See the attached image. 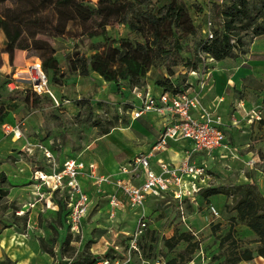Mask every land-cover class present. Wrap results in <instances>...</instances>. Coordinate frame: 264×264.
Masks as SVG:
<instances>
[{"label":"rangeland","instance_id":"rangeland-1","mask_svg":"<svg viewBox=\"0 0 264 264\" xmlns=\"http://www.w3.org/2000/svg\"><path fill=\"white\" fill-rule=\"evenodd\" d=\"M88 1L93 6L97 2ZM153 1L154 6H157L164 0ZM211 1L185 0L197 32L187 36V48L181 53L184 60L192 59L206 22L209 20L212 27H215L214 19L203 11L207 10ZM12 4L13 0H6L0 7ZM99 19L96 16L87 22L70 21L62 35L48 39L57 58V70H42L54 98L47 93L50 97L48 99L45 94H36L30 88L27 67L37 58L42 62L34 49H17L13 54H2L0 104L8 112L0 122V149L3 152L0 157V172L5 175L4 181H0V188L5 191L0 194V245L1 257L8 255L14 260L18 259V264H65L69 260L67 256L61 257L58 251L59 244L66 237L67 226L62 216L55 213V208L47 202V197L50 198L51 195L48 193L49 188L40 186V180L35 178L36 170H48L43 163L45 159L37 150L33 155L25 154V145L29 143L27 141H44L51 147L48 140L53 139L59 144L58 140L63 149L61 157L66 152L65 148H68L73 155L79 154L81 158L92 159L109 167L114 161H123L141 150L154 140L153 136L156 138L160 133L153 120L132 121L130 113L124 109L125 100L137 104L140 100L127 88L129 81L127 76H122L123 66H113L112 72L107 76L94 71L86 75L69 70L68 58L76 52L88 56L103 52L109 45H118L125 38L143 41L139 33L116 21L105 27V36L98 26ZM4 44L5 37L0 31V47ZM245 48V52L228 57L231 65L225 67L227 69H221L237 70L241 67L249 69L248 74L240 73L236 85L224 87L220 94L217 93L220 96L214 103L215 114L223 122L228 146L214 156L197 153L196 158L198 162H205L210 186L245 183L243 175L249 173L264 194V124L257 119L250 120L254 114L252 109L264 106V35L254 37L251 42H247ZM200 69H206L205 62ZM186 71L188 68L181 63L173 68L171 77L178 76L181 79ZM113 73L120 74L122 80L114 81ZM168 75L163 66L155 65L150 66L140 80L154 84ZM189 79L193 82V87L197 86L195 77L190 76ZM9 83L12 89L8 87ZM115 116V126L107 134H101L92 124L93 120H99L106 126L115 120ZM261 118L264 119L262 113ZM4 123L19 129L21 138L16 139L12 131L7 133ZM141 123L148 132L140 131ZM51 151L54 155L58 154V149L51 148ZM80 183L83 187L84 182ZM55 196L53 194V198ZM90 196L95 195L92 193ZM31 202L34 203L33 206H30ZM228 202L230 203V198L222 193L211 195L208 200L197 199L192 204L187 200L183 202L182 208L168 195L157 199L148 198L144 203L146 227L137 241L139 251L131 252L130 261L122 264H165L170 258L178 259L187 241L181 239L172 249H168L164 245V239L180 232L188 233L186 226L195 232L190 235L192 241L197 242L194 252L185 255L188 259L186 264H226L225 258L236 251L235 248L248 247L254 250L258 244L257 237L242 223L234 226L233 238L237 240V247L230 240L221 242L229 229V218L235 213L226 208ZM5 205L10 207L4 210ZM210 205L216 208L219 216L211 214ZM56 207L58 209L59 205ZM109 211L107 198H101L93 209L87 211L86 220L80 228L81 233L77 236L71 234L70 245L76 250L89 245V249L92 248L94 252L105 247L102 253L112 249L121 260L125 259L126 242L129 238L127 234L135 228L141 211L139 207L128 208L124 217L110 216ZM14 214L26 215V224ZM182 215L185 221L181 219ZM120 230L122 231L119 232ZM55 233V254L51 256L41 250L38 237L43 236L50 242ZM114 245H118L120 249L115 250ZM110 254L112 256V252ZM235 264H264V256L254 253L252 259Z\"/></svg>","mask_w":264,"mask_h":264},{"label":"trees","instance_id":"trees-1","mask_svg":"<svg viewBox=\"0 0 264 264\" xmlns=\"http://www.w3.org/2000/svg\"><path fill=\"white\" fill-rule=\"evenodd\" d=\"M5 1L0 0V6ZM210 3L207 10L203 11L214 19L215 27H212V24L210 26L212 37H208L203 30V36L197 42L192 59L184 60L181 53L187 48V36L197 32V26L185 0H164L157 6H154L153 0H97L94 6L88 0H13L12 5L0 7V31L5 37V44L0 47V67L3 53L13 54L17 49L32 48L42 60V69L55 72L57 58L48 39L62 35L70 21L87 22L97 16L100 18L98 26L103 35L106 36L105 27L116 21L139 33L143 41L125 38L118 45H109L103 52L88 56L76 52L68 58L70 71L86 75L94 71L107 76L112 72L113 66H123L122 76L128 77V88H131L144 86V81L140 79L146 70L150 66L159 65L163 66L169 75L155 81L154 85L165 91H183L191 81L190 75L187 78L186 75L189 71L198 70L206 57H212L214 60L235 57L238 53L246 51L247 42H251L256 36L264 35V0H212ZM181 63L188 71L184 72L181 79L178 76L171 77L173 68ZM120 76L113 73L112 79L119 82L122 80ZM45 95L49 97L47 93ZM130 107L131 104L124 101V109ZM7 112V108L0 104V122ZM258 120L264 124V119ZM115 121L117 116L106 126L99 120H93L92 124L101 134H107L110 128L115 126ZM247 176L252 179L250 175ZM4 179V173L0 172V181L3 182ZM4 193L0 188V194ZM219 193L230 198V203L225 206L235 212L229 218L230 226L221 242L230 240L237 247V240L233 238L234 226L236 223H242L256 235L258 243L254 250L248 247L235 248L237 250L231 252L224 263L247 261L254 257V253L264 256V194L255 180L216 187L207 186L201 189L197 199L208 200L211 195ZM58 204L57 214L61 215L64 204L61 201H58ZM8 207L10 206L5 205L4 210ZM14 215L26 224V215ZM187 232L173 234L164 239V245L168 249H172L181 239L187 241L178 259L170 258L165 264H186L188 259L185 255L192 254L197 247V242L192 241L191 232ZM71 240V233L67 232L58 247L60 256L69 258L65 264H97L100 257L111 256L112 249L97 255L90 251L89 245L76 250L70 245ZM56 242V233L50 242L43 236L38 237L41 250L51 256L55 254ZM68 252L69 255H66ZM0 264H16V261L4 255Z\"/></svg>","mask_w":264,"mask_h":264},{"label":"built area","instance_id":"built-area-1","mask_svg":"<svg viewBox=\"0 0 264 264\" xmlns=\"http://www.w3.org/2000/svg\"><path fill=\"white\" fill-rule=\"evenodd\" d=\"M211 22H206L204 33L212 37L210 29ZM212 57L204 59L205 65ZM29 75V84L31 90L36 94L48 93L54 98L47 85V77L42 70L41 61L37 58L27 67ZM190 76L195 77L197 81V90H193V82L189 81L188 87L179 92L165 91L162 88L157 94H154L149 88L144 86H133L128 88L140 100V103L127 101L131 107L126 110L130 113L132 119L139 118L144 113L154 112L157 115L168 117L166 124L162 129L160 138L151 146L150 150L140 153L128 159L118 167V173L127 174L129 177L114 178L112 174H104L98 170L95 162H84V160L67 156L61 162H58L52 153V144L49 147L42 142L28 144L27 154L33 155L34 150L41 152L45 159L47 171L36 170L35 178L40 180L39 185H45L49 188L50 197L61 201L64 204V212L68 232L73 235L81 233L82 220L86 218L87 211L92 203V198L85 191L80 183L81 176L90 179L97 193L101 192L104 184H112L115 189L110 193H103L107 198L109 205V215L114 216L117 210H126L127 208L139 207L141 214L137 219L135 228L129 233L127 251L125 259H120L116 251H112L110 257H100L97 264H122L131 259V252L139 251L138 238L143 234L146 227V214L144 203L148 198H163L165 195L171 197L180 208L183 202L190 201L195 203L201 189L210 186L209 174L205 163L196 162L191 157V153L210 154L217 148L226 149L225 134L222 129V120L201 102L199 90L210 78L208 68L203 70H192ZM8 87L12 89L11 83ZM126 101V100H125ZM255 113V112H254ZM254 115V114H253ZM255 117L261 118L258 112ZM4 125V124H3ZM6 132L16 134L18 129L11 128L5 124ZM172 139H189L192 144V150L188 156L177 163L160 160L158 162L159 171L154 170L150 165V157L153 151L162 148L167 141ZM59 143V142H57ZM137 179L134 183L132 179ZM96 197H98L96 195ZM34 203L31 202L30 206ZM213 216H219L218 211L213 205L209 206ZM181 219L185 221L182 215ZM187 231L195 234L191 227L186 226ZM115 250L120 249L118 245L113 246ZM159 264V262H156Z\"/></svg>","mask_w":264,"mask_h":264},{"label":"crops","instance_id":"crops-1","mask_svg":"<svg viewBox=\"0 0 264 264\" xmlns=\"http://www.w3.org/2000/svg\"><path fill=\"white\" fill-rule=\"evenodd\" d=\"M228 59L229 58L227 57V58L222 59V60H214V59L213 60H208L209 63L207 62V66L209 65L208 71H209V74H210V78L206 81V85L201 90H199V95H200L201 102L204 104L205 107H207V108H209L211 110H214V111H215L214 103L219 98L220 95H218V94L221 93L222 89H224V87L229 86V85H234V84L236 85V83H237L236 81H238L239 78H240V76H239L240 73L245 75V74H248V71H249V69H247V70L245 69L244 70L241 67H238L237 70L234 69V70H226L225 71V70L221 69V68L227 69L225 67H227L228 65H231V62ZM145 87L149 88L151 91H154L153 92L154 94H157V93H159L161 91V89L159 87H157L156 85H154L153 83L152 84L145 83ZM193 90L194 91L197 90V86L193 87ZM252 111H253V113L254 112L255 113H254V115H252L253 117H251V119H250L251 121H253V119H257V117H255L256 112H258L260 117H261V113H262V115H264V106L260 107V109H252ZM137 119H143L144 121H146L148 119L153 120L155 125H156V127H159L160 133H159V135L156 138L153 136V138H154L153 141L147 143L146 145H144L141 148V150L135 152L133 155L129 156L128 158L124 159L123 161H114L112 164H110L109 167L108 166L104 167L102 164H100V163H98V162H96V161H94L92 159H85L84 157L81 158V155H79V154L73 155L72 153L69 152L68 148H65L66 152L64 153V156L61 157L63 149H62V145H61L60 141H58V140H57V142H59V144H56V143L52 144V148L58 149V154L55 155V157L58 160V162H61L67 156H73V157L80 158V159L84 160V162L92 161V162H95L97 164L98 170L101 173L112 174L114 176V178H124V179H126L129 176L127 174L118 173V167L122 163L127 161L128 159L134 157L135 155L140 154V153L148 152L150 150L151 146L160 138L161 133H162V129H163L164 125L166 124V122L168 120V117H163V116L157 115L154 112H147V113H144L139 118H136V119H132L131 118L132 121H136ZM222 125H223V122H222ZM139 127H140V131L148 132L146 127L143 125V123H141L139 125ZM222 129H223V127H222ZM223 132L225 134V141H226L227 136H226V133H225L224 129H223ZM13 135H14V137L16 139H20L21 136H22V133L18 129V131H16V134H13ZM46 140H48V139H46ZM53 141H54L53 139H50V140H48V143L53 142ZM27 142H29L30 144H34V143L39 142V140L27 141ZM41 142L43 143L44 141H41ZM28 144L25 145V146L27 147ZM43 144H45V142ZM191 150H192V144H191V141L189 139H185V138H181V139L167 138L166 144L162 148L153 151V153H152V155L150 157V165H151V167L154 170L159 171L158 162L160 160H165V161H168V162L177 163V162L181 161L183 158L187 157L188 153L191 152ZM223 151H224V149L217 148V149L213 150V152H211L209 155L214 156L215 153H220V152H223ZM34 152H36V151L34 150ZM2 153L3 152L0 149V157L3 155ZM197 153L198 152L191 153V155H192L191 158L198 163L197 158H196ZM25 154H27V152H25ZM199 162H202V161H199ZM43 163L44 164L46 163L45 160L43 161ZM247 175H250V174L247 173L246 175L245 174L243 175L244 178H245V182H249L251 180L250 177L248 179ZM80 179H81V181L84 182L83 189L85 191H87L89 195L92 194V193L95 195V196H92L93 198L91 199L92 203L90 204V208H89L90 210L93 209L96 206V204H98V202L101 200V198L105 197L103 195V193H106V192H110L111 193L115 189V186L112 185V184H104L102 186L103 190L101 192L97 193L95 191L94 186L91 184L90 179H88L86 176H81ZM132 181L134 183H137V179H135V178H133ZM106 187L108 188V191H107ZM96 195L98 197H96ZM42 197H44V196H42ZM57 200H58L57 198H52V197L49 198V196L47 197V202H50L52 204V206L55 208V210H54L55 213H57V210H58V209H56L57 208L56 207L57 204L55 205V202ZM127 209L126 210H117L115 216L120 215L121 217H124L125 214H127V212H126ZM63 212H64V209H63ZM63 212L61 213V216H62L63 222L66 224V220H65L66 212H64V213ZM85 220H86V218L83 219L82 222H84ZM121 231L122 230H120L119 232H121ZM67 232H68V228H67ZM104 250H105V247L103 249H101L99 252H94L92 250V248H90V251H92L94 254H97V255L101 254ZM1 254L2 253H1V245H0V259L2 258ZM11 256H13V255H11ZM12 260H14V259H12ZM15 261H16V264H18V259L17 260L15 259Z\"/></svg>","mask_w":264,"mask_h":264}]
</instances>
